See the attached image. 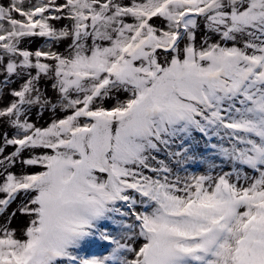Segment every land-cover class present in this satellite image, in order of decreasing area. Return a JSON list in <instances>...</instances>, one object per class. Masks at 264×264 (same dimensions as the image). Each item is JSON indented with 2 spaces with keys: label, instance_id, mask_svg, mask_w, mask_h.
Segmentation results:
<instances>
[{
  "label": "snow or ice",
  "instance_id": "snow-or-ice-1",
  "mask_svg": "<svg viewBox=\"0 0 264 264\" xmlns=\"http://www.w3.org/2000/svg\"><path fill=\"white\" fill-rule=\"evenodd\" d=\"M0 264H264V0H0Z\"/></svg>",
  "mask_w": 264,
  "mask_h": 264
},
{
  "label": "bare ground",
  "instance_id": "bare-ground-1",
  "mask_svg": "<svg viewBox=\"0 0 264 264\" xmlns=\"http://www.w3.org/2000/svg\"><path fill=\"white\" fill-rule=\"evenodd\" d=\"M47 120H48V117H45L43 120H39L37 126H41V125L46 126V122H47ZM25 155H27V154L25 153ZM15 170H16V171H19L20 169L17 168V169H15ZM39 170H40V169L35 168V169H29L28 171H39ZM17 203H19V200L17 201ZM13 207H15V204L13 205ZM22 223H23L22 220H21V221L14 220V221H13V226H14V227H17V226H20Z\"/></svg>",
  "mask_w": 264,
  "mask_h": 264
},
{
  "label": "rangeland",
  "instance_id": "rangeland-1",
  "mask_svg": "<svg viewBox=\"0 0 264 264\" xmlns=\"http://www.w3.org/2000/svg\"><path fill=\"white\" fill-rule=\"evenodd\" d=\"M33 47H35V46H33ZM46 117H47V116H46ZM226 146H227V145H226ZM9 151H11V149H10ZM93 251L99 253V252L102 251V250H101V249H93Z\"/></svg>",
  "mask_w": 264,
  "mask_h": 264
}]
</instances>
